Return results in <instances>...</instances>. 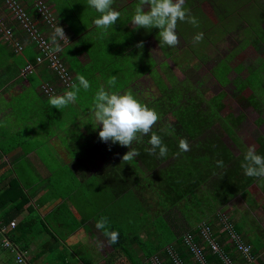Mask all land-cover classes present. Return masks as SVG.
<instances>
[{
    "label": "trees",
    "instance_id": "16d2710c",
    "mask_svg": "<svg viewBox=\"0 0 264 264\" xmlns=\"http://www.w3.org/2000/svg\"><path fill=\"white\" fill-rule=\"evenodd\" d=\"M16 1L44 32L38 22L37 0L32 7H27L22 0ZM43 1L54 8L57 22L63 28L67 25L64 29L71 31L73 40L81 36L79 45L73 48L69 44L65 47L56 44L47 35L70 65L74 84L69 89L78 79L94 80L104 85L97 96L105 102L108 98L111 117H114L119 137L126 147L121 152L106 153L115 160L114 167L111 168V164L107 169L113 176L108 183L110 198H115L119 204L126 201L131 211L142 209V213L145 210L149 217L152 212L154 214L153 227L150 228L149 223L145 240L138 234L129 240L130 233H123L117 224L111 222L106 230L112 246L129 252L124 240L133 242L136 239L148 259L157 255L161 264H176L169 248L183 264H200L184 243V234L190 233L199 245H204L208 264H223L219 254L204 243L199 229L201 224L209 225L220 246L226 252L233 249L227 241V232L221 228L217 210L225 209L237 195L249 197V187L263 176L264 133L258 137L259 146L254 151L241 149L235 153L231 149L223 135L230 136L234 144H240L236 127L241 115L233 111L224 113L227 104L223 90L206 95L202 90L203 80L197 73V60L207 55L209 45L216 46L226 34L235 31L239 45L224 56L218 51L211 72L220 84L231 83L235 95L262 111L264 52L240 59L234 65L232 61L247 46L256 47L264 40V29L260 24L264 6H258L259 0H184L178 6L173 0H125L121 5L117 0ZM204 2L211 4L212 14L204 10ZM245 5L250 8H244ZM13 8L6 0H0V15L4 17L6 27L14 30L13 39L21 44L25 39L29 40L38 54L40 49L13 16ZM83 10L89 12L86 16L89 20L83 16ZM241 19L243 27L238 29ZM170 25L187 44L185 51L191 55L190 60L177 53ZM209 30L213 36H207ZM149 36L157 40L166 57L159 65L144 43ZM1 40L14 52L23 53L25 50L24 46L21 52L17 51L9 41ZM167 58L186 68L182 80L166 72ZM38 65H45L55 74L47 61L35 64L32 73ZM159 66L166 73L164 76L158 71ZM147 72L152 75L157 88L149 101L142 99L132 87V83ZM231 72L235 75L231 76ZM245 90L250 93L244 96L242 92ZM173 122L191 138L188 145L174 130ZM106 199L109 201L108 196ZM151 200L158 204V209L153 210ZM233 225L238 232L236 224ZM241 238L244 240L242 235ZM141 264L150 263L142 261Z\"/></svg>",
    "mask_w": 264,
    "mask_h": 264
},
{
    "label": "crops",
    "instance_id": "0c3cea01",
    "mask_svg": "<svg viewBox=\"0 0 264 264\" xmlns=\"http://www.w3.org/2000/svg\"><path fill=\"white\" fill-rule=\"evenodd\" d=\"M22 1L27 7L35 2ZM67 33L71 37L66 45L78 46L81 36L73 40L71 31ZM23 45V53L14 52L0 37V221H16L11 240L18 245L15 251L0 239V264L146 262L138 241L129 240L136 234L146 239L153 212L149 217L145 210L131 211L126 201L119 204L109 195L113 176L107 169L115 160L106 153L126 147L116 142L120 133L108 98L105 102L97 96L104 85L78 79L71 89H64L45 65L24 77L21 71L26 63H34L37 50L27 39ZM43 81L58 87L55 96L40 93ZM229 213L243 241L252 245L251 264H264V228L253 208H231ZM111 222L130 233L123 242L129 252L115 249L108 240ZM230 252L237 264H246L238 252Z\"/></svg>",
    "mask_w": 264,
    "mask_h": 264
},
{
    "label": "rangeland",
    "instance_id": "374dc122",
    "mask_svg": "<svg viewBox=\"0 0 264 264\" xmlns=\"http://www.w3.org/2000/svg\"><path fill=\"white\" fill-rule=\"evenodd\" d=\"M118 5H121V3H124L125 0H117ZM184 0H173L174 4L176 6L183 3ZM80 3V2H79ZM83 6V4H81ZM258 6H264V0H259ZM202 7L208 14H212V7L209 2H204L202 4ZM250 8L249 5H245L244 8L248 9ZM53 13H55L54 8H52ZM261 11V10H259ZM83 16H88L89 12L82 11ZM262 13H260L261 15ZM263 15V14H262ZM90 19V18H89ZM86 18V20H89ZM132 24H135V21H132ZM261 27L264 29V17L261 20ZM67 27V25H66ZM243 27V20L241 19L239 21L238 29H241ZM172 26H169L171 34L174 35V46L177 49V53L180 55H184L187 57L188 60H190V54H188L185 51V48L187 47V44L183 41V37H181L179 34H177V31L172 30ZM97 29V27H96ZM197 31L200 32L199 28H197ZM236 32L232 31L224 38H222L218 44L215 45H209V48L207 47V55L204 56L201 59L197 60L198 63V69L197 73L199 76H201L203 83H202V90H205L206 95H210L213 93H217L221 90H223L226 94L225 101L227 104V107L224 109V113H228V111H233L236 115H241V119L238 122V125L236 127V134L238 136L240 144H234L233 139L230 136H227V134H224V140L227 144L231 147L232 150L235 151V153H239L242 151L241 149H245V151H254L258 146L259 143L257 141L258 137L264 133V108L262 111L257 110L254 108L251 104H249L244 98H241L240 95H235L234 92V86L229 83L227 85L220 84L216 78L213 76L211 70L213 65L215 64L214 61V55L220 51L221 55L224 56L226 52L233 49L234 46L239 45L238 38L235 34ZM70 35V34H69ZM213 36L212 31H207V36ZM71 37V36H70ZM146 47L150 51V54L155 59L157 65L161 64L162 61L166 58L162 52V50L159 47V43L153 36L146 37L144 41ZM264 52V40L262 43H260L258 46H247L245 49L241 50L240 53L233 59L232 65L236 64L240 61V59L245 60L247 57H254L257 54L261 55ZM169 66H167V73L168 74H174L179 80H182L185 77L186 71L185 67H179L175 61L172 60V58L166 59ZM185 68V69H184ZM158 71L161 73L162 76H164L166 73L163 72V70L158 67ZM243 74L246 73L245 70L242 71ZM234 73L231 72L230 75L232 76ZM235 75V74H234ZM152 75L147 72L143 76L138 77L136 82L134 81L132 83V87L135 90V92L142 98L146 99L147 101L150 100L153 93L157 92L156 85L151 77ZM249 90H245L242 92V94L245 96L249 94ZM173 126H175L174 130L179 134L180 138L184 141L185 145H188L191 142V138L189 135L180 128L179 125H176V122L172 123ZM119 140L122 142L123 139L119 137ZM249 194L251 200H247V196L244 195H237L234 198H232L228 203L227 207L223 210L219 209L217 212L219 213V216L224 217V215L231 217L230 210L231 208L235 209V211H242L243 208L251 207L253 208V215L258 219L259 226L264 228V174L262 177L257 179L255 183H253L249 187ZM153 204V210L158 209V204L155 203L153 200L150 201ZM248 209V208H247ZM222 228V227H221ZM220 228V231H221ZM229 241V240H227ZM240 254V253H239ZM241 255V254H240ZM154 256V255H153ZM151 256L147 262L151 263ZM242 256V255H241ZM251 261L246 264H251L255 261V255H251ZM125 262V261H123ZM227 260L224 259V263L226 264ZM126 264H132L130 262ZM138 264H141L140 261H138Z\"/></svg>",
    "mask_w": 264,
    "mask_h": 264
},
{
    "label": "built area",
    "instance_id": "2783aa9c",
    "mask_svg": "<svg viewBox=\"0 0 264 264\" xmlns=\"http://www.w3.org/2000/svg\"><path fill=\"white\" fill-rule=\"evenodd\" d=\"M6 2L9 3L10 6L14 7L13 16L22 24L28 38L34 40L36 42L37 48L40 49L39 53L35 57V62H28L23 67L21 74L26 77L27 74L32 73L35 70V64L47 61L49 68L57 75L59 85L64 89H69L74 84L73 76L69 71L67 63L59 54V48L56 49L54 47L53 42L49 41L47 35H50L52 40L56 41V44L60 43L61 45L67 44L70 37L65 29L60 25V23L57 22L50 5H47L43 0H37L35 4L37 6L36 12L39 15V20L42 21L49 29V33L45 34V32H42L39 29V26L35 23L33 17L28 15V12L23 10V8L18 5L16 0H6ZM3 18L4 17L0 15V32L2 33L1 38H3L5 41H9L17 51L21 52L24 45L18 40L15 41L13 39L15 35L14 30L6 27ZM38 90L41 94L51 97L57 94L58 87L51 84L50 82L43 81L40 83ZM219 222L222 223V230L224 229L228 234V242L234 247L235 251L243 256V258L246 260V263H249L251 261V255H253L252 245L242 240L241 235L235 230L229 216L224 215V217H221L220 215ZM15 227L16 221L12 220L9 223H3L0 221V239L2 245L17 251L18 245L11 240V234ZM199 232L204 243H206L213 252L219 254L223 260V263L224 259H226V264H237L229 255V253H227L212 236V231L209 225L201 224ZM184 243L192 251L196 261H198L200 264H208L204 256V245H199L190 233L184 234ZM168 251L176 264H183L172 249L168 248ZM18 259L19 261H23L24 254L19 252ZM151 263L161 264V259L157 255H154L151 258Z\"/></svg>",
    "mask_w": 264,
    "mask_h": 264
},
{
    "label": "clouds",
    "instance_id": "9594fccd",
    "mask_svg": "<svg viewBox=\"0 0 264 264\" xmlns=\"http://www.w3.org/2000/svg\"><path fill=\"white\" fill-rule=\"evenodd\" d=\"M232 246V245H231ZM232 248L234 249V247L232 246ZM235 250V249H234ZM237 252V251H236ZM227 253H231V252H227ZM230 256L232 257V255L230 254ZM232 259H233V257H232ZM234 260V259H233Z\"/></svg>",
    "mask_w": 264,
    "mask_h": 264
}]
</instances>
